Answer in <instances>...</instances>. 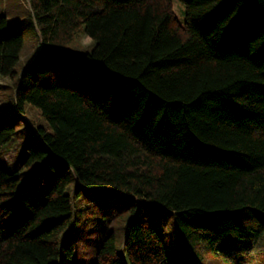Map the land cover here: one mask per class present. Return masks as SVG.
I'll return each instance as SVG.
<instances>
[{"label":"trees","instance_id":"16d2710c","mask_svg":"<svg viewBox=\"0 0 264 264\" xmlns=\"http://www.w3.org/2000/svg\"><path fill=\"white\" fill-rule=\"evenodd\" d=\"M30 1L42 44L14 100L46 123L25 166L50 185L35 199L0 167V264H79L81 189L132 199L123 242L106 235L95 264H174L168 237L200 261L264 251V0H177L183 24L173 0ZM77 37L83 56L66 52ZM23 47L0 16V79ZM16 135L0 111V151Z\"/></svg>","mask_w":264,"mask_h":264},{"label":"rangeland","instance_id":"374dc122","mask_svg":"<svg viewBox=\"0 0 264 264\" xmlns=\"http://www.w3.org/2000/svg\"><path fill=\"white\" fill-rule=\"evenodd\" d=\"M174 13L180 24L184 23V6L173 0ZM37 10V8H35ZM0 16H6L9 23L20 27L24 36V47L21 59L16 67L17 76L0 79V111L5 112L9 121L17 130V135L0 151V167L14 171L22 170L20 188H27L35 199L45 200V193L50 185L49 171L40 169L39 163L25 166L27 145L38 147L39 138L33 132V126H46L45 121L36 109L28 108L25 117H20L15 109L14 85L18 74L26 67L36 55L42 44L41 37L34 23V12L30 0H0ZM69 47V46H68ZM91 41L86 37H77L72 47L66 52L83 56L91 51ZM77 50L75 52V50ZM72 190V188L70 189ZM132 199L121 193L107 189H81V197L75 199L78 207L87 208L80 223L73 227L67 236L68 242L76 244L75 260L79 264H95L96 253L103 238L114 232L117 245L120 246L124 239V228L130 219L128 207ZM168 253L174 264H264V251H254L250 255L226 259L218 254H213L200 261L197 257L191 259L181 253L178 244L168 237ZM166 241V242H167Z\"/></svg>","mask_w":264,"mask_h":264}]
</instances>
